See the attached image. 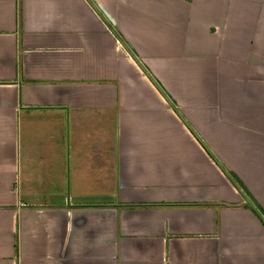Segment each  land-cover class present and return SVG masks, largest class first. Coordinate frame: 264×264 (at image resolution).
<instances>
[{"label": "crops", "instance_id": "0c3cea01", "mask_svg": "<svg viewBox=\"0 0 264 264\" xmlns=\"http://www.w3.org/2000/svg\"><path fill=\"white\" fill-rule=\"evenodd\" d=\"M250 206L264 0H0V264H264Z\"/></svg>", "mask_w": 264, "mask_h": 264}, {"label": "trees", "instance_id": "16d2710c", "mask_svg": "<svg viewBox=\"0 0 264 264\" xmlns=\"http://www.w3.org/2000/svg\"><path fill=\"white\" fill-rule=\"evenodd\" d=\"M201 144L205 148V150L208 152V154L211 156L210 152L206 149V147L203 145L202 142H201ZM216 163L220 167L222 172L228 177V179L231 181V183L236 187V189H238V191H240L245 197L248 196L247 193L244 191V189H243L241 183L239 182V180L233 174L227 172L217 161H216ZM250 207L254 210V212L256 213L258 218H260V220L264 223V215H263L262 211L258 207H256V208L254 206H250Z\"/></svg>", "mask_w": 264, "mask_h": 264}]
</instances>
